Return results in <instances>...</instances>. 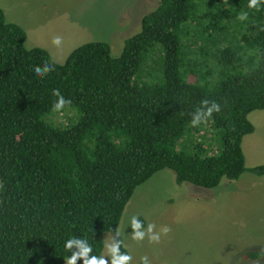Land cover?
<instances>
[{"label": "trees", "instance_id": "obj_1", "mask_svg": "<svg viewBox=\"0 0 264 264\" xmlns=\"http://www.w3.org/2000/svg\"><path fill=\"white\" fill-rule=\"evenodd\" d=\"M248 4L159 0L119 55L89 40L62 62L25 47L0 7V264H64L72 237L102 255L103 233L115 235L135 187L161 168L204 187L264 174V163L246 166L241 144L248 113L264 108V2ZM45 62L54 70L36 76ZM53 89L78 110L73 122L44 118ZM204 99L221 110L193 127Z\"/></svg>", "mask_w": 264, "mask_h": 264}, {"label": "rangeland", "instance_id": "obj_2", "mask_svg": "<svg viewBox=\"0 0 264 264\" xmlns=\"http://www.w3.org/2000/svg\"><path fill=\"white\" fill-rule=\"evenodd\" d=\"M159 0H0L9 21L26 32L25 47L46 48L62 62L72 48L89 40H105L114 56L119 55L127 36L141 27L143 14ZM63 37L60 47L52 38ZM147 62L145 63L146 66ZM79 115L73 105L62 111L51 109L47 122L64 125ZM254 129L242 137L247 167L264 163V108L248 113ZM180 146H177L179 148ZM142 215L156 225L169 226L159 244L132 239V216ZM117 229L133 259L148 256L151 264H264V174L245 170L238 178L223 177L213 187L188 181L177 182L168 167L154 172L137 185L122 212ZM113 233H103L102 255ZM259 250L257 257L246 252ZM111 264V258L106 257ZM65 264V259H64Z\"/></svg>", "mask_w": 264, "mask_h": 264}, {"label": "clouds", "instance_id": "obj_3", "mask_svg": "<svg viewBox=\"0 0 264 264\" xmlns=\"http://www.w3.org/2000/svg\"><path fill=\"white\" fill-rule=\"evenodd\" d=\"M264 0H249L248 7L259 9V6ZM248 13L243 12L239 15L238 19L241 21L247 20ZM53 45L60 47L63 44V37L56 35L52 38ZM54 70V66L48 62H45L43 66H36L33 71L36 76L43 77L49 72ZM57 99L53 102V110L59 112L62 111L66 105H70L72 101L65 98L59 89H53L52 93ZM221 108L219 103L216 101H209L204 99L201 101L200 106L191 114V125L198 127L202 122H206L214 112H220ZM3 185L0 184V187ZM130 226L133 230L132 239L136 241H143L145 238L148 239L149 243L159 244L161 242V236H167L172 229L165 225L160 228L159 231H155L156 225L149 223L145 228L143 222L138 216H132ZM121 236L120 231L117 229L115 235L111 237L109 243L105 245L107 255H92L93 247L90 245L85 238H69L64 247L66 250L71 252V256L64 258L65 264H77L79 260H83V264H109L106 257L111 258V264H131L133 259L132 255L127 252H122V241L119 238ZM76 249V250H74ZM141 264H151L148 256H142L140 258Z\"/></svg>", "mask_w": 264, "mask_h": 264}]
</instances>
